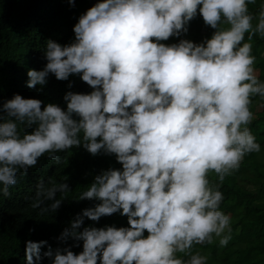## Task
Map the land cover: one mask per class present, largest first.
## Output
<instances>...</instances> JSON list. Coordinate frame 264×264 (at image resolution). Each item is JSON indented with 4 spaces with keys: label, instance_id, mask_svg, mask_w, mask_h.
<instances>
[{
    "label": "clouds",
    "instance_id": "9594fccd",
    "mask_svg": "<svg viewBox=\"0 0 264 264\" xmlns=\"http://www.w3.org/2000/svg\"><path fill=\"white\" fill-rule=\"evenodd\" d=\"M253 2L96 0L78 15L70 42L45 41L47 62L29 68L25 83L42 89L51 73L69 90L63 106L19 93L0 104V196L45 154L60 164L62 153L83 147L119 166L92 174L75 200L93 203L72 215L56 247L24 241V264H207L195 245H228L222 182L262 151L249 127L252 97L264 99L252 43L264 37V3L253 12ZM198 15L214 31L197 42L186 34ZM170 37L178 39L165 43ZM77 75L91 91L71 90ZM70 191L67 179L38 178L27 199L55 213L58 193ZM117 213L126 224L85 223Z\"/></svg>",
    "mask_w": 264,
    "mask_h": 264
},
{
    "label": "trees",
    "instance_id": "16d2710c",
    "mask_svg": "<svg viewBox=\"0 0 264 264\" xmlns=\"http://www.w3.org/2000/svg\"><path fill=\"white\" fill-rule=\"evenodd\" d=\"M94 3L96 0H75L76 6L70 7L68 0H0V104L5 98L19 93L23 97L40 98L63 106L62 96L69 90L68 81L58 80L50 73L48 83L42 89L39 85L29 88L25 83L27 70H40L46 64L43 48L47 39L61 44L70 42L78 15ZM262 3L264 0H254L249 5L250 11L258 12ZM213 31L198 15L190 22L186 36L198 42ZM176 39L170 37L164 42ZM252 43L258 75L264 79V37L254 34ZM69 79L73 81L71 90L91 91L78 75ZM255 104H260L262 109L254 114L249 127L261 143L262 151L247 154L240 167L222 182L224 200L220 208L232 217V239L224 247L217 240L205 246L195 245L194 250L199 249L208 256L207 264H264V99L253 96L251 109ZM61 155L64 159L60 164L48 159L47 154L42 156L24 176H18V183L10 188L9 197L0 196V264H24L26 239H46L56 247L60 242L55 237L72 215L93 203L87 199L75 200L91 181L92 174L109 165L119 166L114 157L92 156L83 147ZM49 177L55 181L67 179L71 191L66 195L58 193V198L64 201L55 213L41 214L31 207L27 197L34 193L38 178L48 180ZM215 179V173H211L210 180ZM85 223L98 227L112 223L119 226L126 224V218L117 213L101 217L98 222L86 218ZM30 228L35 230L29 232ZM72 250L79 252L82 249L77 246ZM44 264H47V258Z\"/></svg>",
    "mask_w": 264,
    "mask_h": 264
},
{
    "label": "rangeland",
    "instance_id": "374dc122",
    "mask_svg": "<svg viewBox=\"0 0 264 264\" xmlns=\"http://www.w3.org/2000/svg\"><path fill=\"white\" fill-rule=\"evenodd\" d=\"M261 105L260 104H255L253 107H252V111L254 112V114L256 113V112H259V111H261ZM203 246H205L206 245V243L205 244H202Z\"/></svg>",
    "mask_w": 264,
    "mask_h": 264
}]
</instances>
